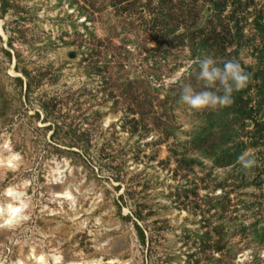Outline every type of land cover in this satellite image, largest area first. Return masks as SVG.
Listing matches in <instances>:
<instances>
[{
	"label": "rangeland",
	"instance_id": "obj_1",
	"mask_svg": "<svg viewBox=\"0 0 264 264\" xmlns=\"http://www.w3.org/2000/svg\"><path fill=\"white\" fill-rule=\"evenodd\" d=\"M205 55L230 107L180 102ZM0 154L1 263L264 264V0H0Z\"/></svg>",
	"mask_w": 264,
	"mask_h": 264
},
{
	"label": "clouds",
	"instance_id": "obj_2",
	"mask_svg": "<svg viewBox=\"0 0 264 264\" xmlns=\"http://www.w3.org/2000/svg\"><path fill=\"white\" fill-rule=\"evenodd\" d=\"M195 63L199 66L196 79L204 83L205 90L196 91L189 83L180 86V102L191 109L199 111L230 107L234 103L233 92L248 84L249 76L235 58L217 61L213 56L205 55L197 58ZM238 160L244 168H251L256 163L247 151ZM261 257H264V253H261Z\"/></svg>",
	"mask_w": 264,
	"mask_h": 264
},
{
	"label": "bare ground",
	"instance_id": "obj_3",
	"mask_svg": "<svg viewBox=\"0 0 264 264\" xmlns=\"http://www.w3.org/2000/svg\"><path fill=\"white\" fill-rule=\"evenodd\" d=\"M16 157H17L16 153H10L9 156L7 157L6 162L12 163ZM1 161L2 159L0 154V163ZM55 177H58V175L56 174ZM70 194L71 193L69 191H63L57 193V195L62 196L64 198L69 197ZM22 208L23 207L21 202H16V203L10 201L0 202V226H2V223L8 227L13 226L15 221L22 215V211H23ZM55 259H56V264H81L79 260H70L66 263H61L58 261L57 256H55ZM0 264H5V263L0 262ZM17 264H23V263L19 261ZM35 264H49V261L43 255L38 254ZM88 264H92V263H88Z\"/></svg>",
	"mask_w": 264,
	"mask_h": 264
}]
</instances>
